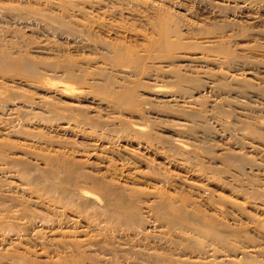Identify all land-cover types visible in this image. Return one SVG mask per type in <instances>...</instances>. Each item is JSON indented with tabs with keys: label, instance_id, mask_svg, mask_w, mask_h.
Wrapping results in <instances>:
<instances>
[{
	"label": "rangeland",
	"instance_id": "374dc122",
	"mask_svg": "<svg viewBox=\"0 0 264 264\" xmlns=\"http://www.w3.org/2000/svg\"><path fill=\"white\" fill-rule=\"evenodd\" d=\"M2 51L0 264H264V0H0Z\"/></svg>",
	"mask_w": 264,
	"mask_h": 264
},
{
	"label": "bare ground",
	"instance_id": "6f19581e",
	"mask_svg": "<svg viewBox=\"0 0 264 264\" xmlns=\"http://www.w3.org/2000/svg\"><path fill=\"white\" fill-rule=\"evenodd\" d=\"M55 28V27H54ZM74 34V33H73ZM6 53H8L7 51H2L1 53H0V63H2V62H4V63H6V59H9V56L6 54ZM122 54H121V52L118 50V51H116V53H115V57L113 58V60H114V65L116 64H119V62H120V60H121V58H122V56H121ZM11 57V56H10ZM18 62L20 61V59L18 60V59H16ZM118 62V63H115V62ZM12 64H11V66H15V61L13 62V60H12V62H11ZM13 63H15V64H13ZM9 65H10V63H8ZM25 64V63H24ZM8 66V65H7ZM15 68V67H14ZM70 69V68H69ZM50 186V185H49ZM84 192H86L85 190H84ZM87 193V192H86ZM92 193V195H93V192H91ZM85 194V193H84ZM96 194V193H95ZM88 195V194H87ZM94 196H96V195H94ZM93 196V197H94ZM99 196V195H98ZM98 196H96V197H98ZM60 197V196H59ZM94 199V198H93Z\"/></svg>",
	"mask_w": 264,
	"mask_h": 264
}]
</instances>
